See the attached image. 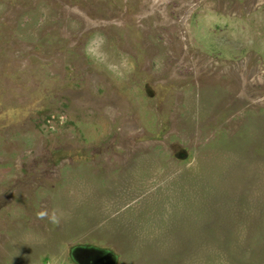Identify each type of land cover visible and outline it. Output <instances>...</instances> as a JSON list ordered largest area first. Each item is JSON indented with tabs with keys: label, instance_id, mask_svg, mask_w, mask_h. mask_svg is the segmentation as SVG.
<instances>
[{
	"label": "rangeland",
	"instance_id": "rangeland-1",
	"mask_svg": "<svg viewBox=\"0 0 264 264\" xmlns=\"http://www.w3.org/2000/svg\"><path fill=\"white\" fill-rule=\"evenodd\" d=\"M77 247L264 264V0H0V264Z\"/></svg>",
	"mask_w": 264,
	"mask_h": 264
},
{
	"label": "clouds",
	"instance_id": "clouds-1",
	"mask_svg": "<svg viewBox=\"0 0 264 264\" xmlns=\"http://www.w3.org/2000/svg\"><path fill=\"white\" fill-rule=\"evenodd\" d=\"M36 216H37V219H41V220L48 218L49 221L53 224H59V222H60V218L55 211H53L51 214H49V212L47 210H41V211L37 212Z\"/></svg>",
	"mask_w": 264,
	"mask_h": 264
},
{
	"label": "flooded vegetation",
	"instance_id": "flooded-vegetation-1",
	"mask_svg": "<svg viewBox=\"0 0 264 264\" xmlns=\"http://www.w3.org/2000/svg\"><path fill=\"white\" fill-rule=\"evenodd\" d=\"M108 253H103L100 256H94L92 254H85V259L88 261V264H105L106 261L103 260ZM107 264V263H106Z\"/></svg>",
	"mask_w": 264,
	"mask_h": 264
},
{
	"label": "water",
	"instance_id": "water-1",
	"mask_svg": "<svg viewBox=\"0 0 264 264\" xmlns=\"http://www.w3.org/2000/svg\"><path fill=\"white\" fill-rule=\"evenodd\" d=\"M77 251H82L84 254H92V252H91V250H90V248H83V247H77L76 249H74L73 251H72V254H75ZM92 255H94V254H92ZM101 254H99V256H100ZM108 255V254H107ZM95 256V255H94ZM96 256H98V255H96ZM85 261H87L86 259H85ZM80 264H85V262H82V263H80ZM86 264H87V262H86Z\"/></svg>",
	"mask_w": 264,
	"mask_h": 264
}]
</instances>
